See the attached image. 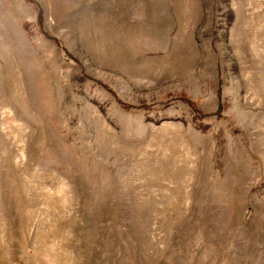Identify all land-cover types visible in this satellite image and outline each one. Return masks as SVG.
<instances>
[{"label": "rangeland", "instance_id": "rangeland-1", "mask_svg": "<svg viewBox=\"0 0 264 264\" xmlns=\"http://www.w3.org/2000/svg\"><path fill=\"white\" fill-rule=\"evenodd\" d=\"M0 264H264V0H0Z\"/></svg>", "mask_w": 264, "mask_h": 264}]
</instances>
